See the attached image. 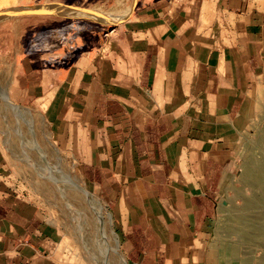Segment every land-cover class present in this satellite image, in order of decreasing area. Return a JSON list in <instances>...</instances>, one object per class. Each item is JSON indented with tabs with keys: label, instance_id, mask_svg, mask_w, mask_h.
<instances>
[{
	"label": "crops",
	"instance_id": "crops-1",
	"mask_svg": "<svg viewBox=\"0 0 264 264\" xmlns=\"http://www.w3.org/2000/svg\"><path fill=\"white\" fill-rule=\"evenodd\" d=\"M174 1L133 0L114 38L74 0L0 23V127L49 97L131 264H207L223 158L264 106L262 6ZM3 190L0 264H58L55 231Z\"/></svg>",
	"mask_w": 264,
	"mask_h": 264
},
{
	"label": "rangeland",
	"instance_id": "rangeland-1",
	"mask_svg": "<svg viewBox=\"0 0 264 264\" xmlns=\"http://www.w3.org/2000/svg\"><path fill=\"white\" fill-rule=\"evenodd\" d=\"M61 1L67 0H0V12L11 8L25 12L27 6ZM118 1L73 3L95 12L92 9L110 11ZM198 3L195 0L194 6ZM191 4L192 0H185L176 3V9ZM257 4L264 14V0H256ZM126 5L132 10L133 0H126ZM131 10L115 24L91 18L108 32L116 28L111 34L114 38L124 33L123 23L129 20ZM16 15L0 19V23ZM73 17L81 18L75 14ZM48 106L49 97L38 101L34 108L17 106L11 119L0 127L3 197L30 206L44 226L55 231L58 244L53 258L58 264H131L123 251L112 205L94 185V177L82 165L78 149L73 143L68 145L70 135L59 126L55 117L58 111H50ZM259 106L223 158L225 173L219 176L218 212L205 237L207 264H264V225L256 219L264 212L258 203L264 198V180L257 181L264 175V106ZM9 139L15 141L13 146Z\"/></svg>",
	"mask_w": 264,
	"mask_h": 264
},
{
	"label": "bare ground",
	"instance_id": "bare-ground-1",
	"mask_svg": "<svg viewBox=\"0 0 264 264\" xmlns=\"http://www.w3.org/2000/svg\"><path fill=\"white\" fill-rule=\"evenodd\" d=\"M179 1V0H178ZM180 1H184V0H180ZM179 1V2H180ZM93 11H95V12H92V11H89V10H84V9H76L75 11L76 12H80V13H82V14H84V15H81V14H78V13H73V14H75V15H77V16H91V17H97V18H100V19H105V21H107V22H113V23H116V22H119L120 20H123L125 17H127V15H129V13H130V7L129 6H127L126 5V0H119L118 2H117V4L115 5V7H113L110 11H103L102 9H92ZM102 15V16H101ZM260 164V163H259ZM258 164V165H259ZM257 165V166H258ZM254 166H256V165H254ZM260 166H261V164H260ZM252 167H253V165H252ZM259 167V166H258ZM263 168H264V166H262ZM252 172H255V171H252ZM256 172H258V170L256 171ZM263 173H264V170H263ZM258 174V173H257ZM250 176V175H249ZM259 177H261V178H259V180H257V181H259V182H261V179H263L264 180V175L263 176H259ZM262 180V181H263ZM251 183H253V182H251ZM262 184L264 183V182H261ZM257 184V183H256ZM260 184V183H259ZM263 186H264V184H263ZM262 187V186H261ZM259 188H260V186H259ZM264 188V187H263ZM261 190V189H260ZM262 192V191H261ZM263 193V192H262ZM263 208H264V198H262L261 200H260V202H258ZM258 203H254V204H258ZM249 207V206H248ZM244 212H246V211H244ZM248 213V212H247ZM255 214H258V211H257V213H255ZM243 215V214H242ZM261 215V217H259V218H257L256 217V219H258L260 222H261V224H263L264 225V212L262 213V214H260ZM247 216H248V214H247ZM256 216V215H255ZM257 216H259V215H257ZM253 217V216H252ZM253 219V218H252ZM256 219H255V221H256ZM245 225V224H244ZM240 226V225H239ZM247 226V225H246ZM244 227V226H243ZM237 228V227H236ZM245 229V228H244ZM247 229V228H246ZM245 229V230H246ZM249 230V229H248ZM247 230V231H248ZM256 231V230H255ZM246 232V231H245ZM260 232V231H259ZM257 234H258V232H257ZM97 247V246H96ZM122 259V258H121ZM123 263V262H122Z\"/></svg>",
	"mask_w": 264,
	"mask_h": 264
},
{
	"label": "water",
	"instance_id": "water-1",
	"mask_svg": "<svg viewBox=\"0 0 264 264\" xmlns=\"http://www.w3.org/2000/svg\"><path fill=\"white\" fill-rule=\"evenodd\" d=\"M45 10L53 11L54 7L52 5L27 6V7H25V12L19 11L18 8H11V9H7V10L0 12V19H4L8 16H12L15 14L18 15V14L30 13L32 11H45Z\"/></svg>",
	"mask_w": 264,
	"mask_h": 264
}]
</instances>
